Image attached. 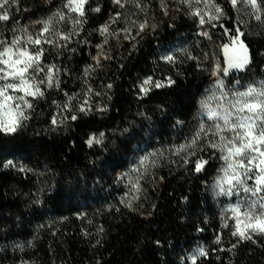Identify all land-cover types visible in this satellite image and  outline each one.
I'll list each match as a JSON object with an SVG mask.
<instances>
[{
    "label": "trees",
    "instance_id": "1",
    "mask_svg": "<svg viewBox=\"0 0 264 264\" xmlns=\"http://www.w3.org/2000/svg\"><path fill=\"white\" fill-rule=\"evenodd\" d=\"M216 2L226 17L215 22L217 27L201 28L181 0H165L167 14L161 0H142L144 12L132 3L121 9L112 0H88L79 34L67 48L44 56L60 69L59 87L42 86L45 95L34 102L24 126L15 134L0 133V264H191L200 247L208 257L197 264H264V236L232 248L237 242L231 236L233 222L223 227V209L231 201L214 189L222 160L207 147L213 138L201 134L198 141L196 155L208 161L200 173L183 163L186 153L175 151L200 130L202 101L214 68L225 63L223 45L230 44L225 28L233 35L240 28L251 57L244 70L231 73L230 82L248 87L264 81V23L254 15L240 17L230 0ZM63 4L17 0L10 20L0 22V38L10 41L23 29L35 34L39 21L67 13ZM96 7L99 12L89 10ZM117 12L120 20L109 33L132 20L147 19L155 28H146L134 41L123 34L101 35V26ZM71 26L69 21L55 24L60 31ZM149 77L154 82L171 77L175 83L144 95L139 86ZM89 88L94 90L91 111L79 112ZM70 97L69 111L64 105ZM101 134V143L88 145ZM145 156L150 161L141 167ZM137 179L140 191L129 184Z\"/></svg>",
    "mask_w": 264,
    "mask_h": 264
},
{
    "label": "snow or ice",
    "instance_id": "2",
    "mask_svg": "<svg viewBox=\"0 0 264 264\" xmlns=\"http://www.w3.org/2000/svg\"><path fill=\"white\" fill-rule=\"evenodd\" d=\"M112 2L121 9L132 3L136 9L141 12L145 11L142 0H112ZM181 3L190 9L189 14L196 18L201 28L217 27L215 22L223 14V10L214 3V0H181ZM230 3L238 11L239 3L250 7L255 20L264 23L262 20L264 0H230ZM12 4H17V0H0V22L7 23L10 20L9 13ZM87 4L88 0H64L63 8L67 10V13H74L75 16H70L64 11H57L52 17L39 21L42 27L35 34L23 29L20 35H15L10 41L0 38V133L15 134L19 128L24 126L23 122L31 118L29 110L33 109L36 100L44 97L45 87L47 89L53 86L59 87L57 74L60 69L55 64L45 62V53L50 49L59 50L68 47L73 36L79 34V28L85 22L83 18ZM161 8L167 14L168 8L165 0H161ZM89 10L99 12L100 8ZM120 17L121 13L117 12L109 24L101 26L100 34L113 37L123 34L125 40L134 41L136 36L144 32L146 28H155V25H150L147 19L140 22L132 20L128 22L129 27L109 33V26L117 23ZM64 21L71 22L70 30L60 31L55 27L57 22ZM133 28H135V35ZM234 31L235 35L232 34V30L224 29L230 40V44L223 45L227 65L223 69L224 76H227L229 69L232 68L244 70L251 60L249 49L241 39L244 33L239 27H236ZM200 34L208 36V31ZM107 42L106 36L104 44ZM104 44L99 47L103 48ZM108 58L105 57V59ZM189 58L195 59L191 56ZM166 59L169 63H174L176 58L168 56ZM97 62H99V57H97ZM219 69L220 65L217 64V74H219ZM40 73H44V76L41 77ZM174 83L171 77L155 82L149 77L141 83L139 90L146 95L153 87H170ZM216 87L221 90L219 96L214 94L209 98L217 102L216 107H211L207 101L204 102L207 120L212 121V125L207 126L202 123L199 132L192 140L188 144L179 146L175 151L177 155L182 152L186 153L183 163L185 165L191 163L192 170L200 173L205 170L208 161L203 156L196 155L198 141L201 139V134L215 138L208 140L207 147L220 152V159L224 161L222 174L215 183L216 194L229 199L240 198L241 193L245 194L243 199H238L237 202L228 205L225 210L227 218L223 227H229V220L233 222L231 236L235 237L237 242L232 245V248H236L239 243L245 241L256 243L257 235L264 236V86L259 89L250 87L246 91L234 92L231 99L228 98V91L224 90L223 79L218 80ZM107 88H112V85L108 84ZM93 92L92 88L88 89L86 98L78 107L79 112L91 111L89 100ZM95 95H100V93L97 92ZM71 99L70 97L69 104L64 105L65 110H71ZM70 118L75 121L77 116L73 114ZM51 122L57 125V117L53 116ZM102 135L100 138L91 137L87 141L88 145L92 146L94 142L101 143ZM199 150L203 151V148ZM151 156L154 157L155 153ZM193 156H196V159H191ZM149 161V156L143 157L140 162L141 167H147ZM133 171L139 172L140 168ZM129 184L136 191H140L138 179L129 180ZM215 243L217 245L222 243L221 234H217ZM231 250L228 249V251ZM200 257H208V252L203 247L198 248L190 257L191 264H197Z\"/></svg>",
    "mask_w": 264,
    "mask_h": 264
},
{
    "label": "rangeland",
    "instance_id": "3",
    "mask_svg": "<svg viewBox=\"0 0 264 264\" xmlns=\"http://www.w3.org/2000/svg\"><path fill=\"white\" fill-rule=\"evenodd\" d=\"M214 3L216 4V5H218L222 10H223V8H222V6L220 5V3L218 2H216V0H214ZM200 7H203V5H200ZM238 8H239V11L236 9V8H234L235 9V11H237V14L241 17V16H243L244 18H249V17H251L252 15H254V14H252V12H251V9H250V7H246L243 3H239L238 4ZM226 15H227V12L226 11H224L223 10V14L220 16V19H222V18H225L226 17ZM262 17L264 18V15H262ZM263 18H262V20H263ZM219 19V20H220ZM217 22V21H216ZM208 27V26H207ZM222 57H224V52H223V49H222ZM224 61H225V58H224ZM219 65H220V69H219V74H217V72H218V70H217V65H216V67L214 68V75H213V79H212V81H211V85H210V89H209V91H208V93H207V95H206V97H205V99L202 101V107H201V111H200V113L198 114V117L202 120V123L203 124H205V125H207V126H211L212 125V121H209V120H207V117H206V110H205V108H204V102H208L209 104H210V106L211 107H216V101H214V100H210L209 98L210 97H212L214 94L216 95V96H219V93H220V89L219 88H217L216 87V85H217V82H218V80L219 79H223V81H224V90H226V91H228V93H229V96H228V98L229 99H231L232 98V94L234 93V92H237V91H246V90H248V88H250V87H255V88H261L262 86H264V81H260V82H254V83H252L251 84V86H248V87H243V86H241V85H238V84H236V85H233L232 84V82H230V80H229V77H230V75H231V73H233L235 70H238V69H236V68H232V69H229V73H228V75L227 76H224L223 75V69L225 68V67H227V65L224 63V64H222L221 62L219 63ZM248 65V64H247ZM246 65V66H247ZM213 139H215L214 137H212ZM219 154H220V156H221V153L219 152ZM221 164H222V167L224 166V161L222 160V162H221ZM222 167H221V169H222ZM221 170H220V172H219V176L218 177H220L221 176ZM218 177L216 178V179H218ZM217 181V180H216ZM216 181H215V183H216ZM215 183H214V189H215ZM249 183H251V182H249ZM215 192H216V190H215ZM244 196H245V194L244 193H241V197L240 198H237V197H232L231 199H229L228 198V200L229 201H231V203L230 204H233V203H235V199L236 200H238V199H243L244 198ZM220 198H225V196H220ZM227 198V197H226ZM234 198V200H232ZM251 199V198H250ZM233 202V203H232ZM237 202V201H236ZM230 204H228V205H230ZM228 205H226L225 207H224V214H225V216L227 217V215H226V208L228 207ZM230 215V214H229ZM231 221V220H230ZM232 222V221H231Z\"/></svg>",
    "mask_w": 264,
    "mask_h": 264
}]
</instances>
